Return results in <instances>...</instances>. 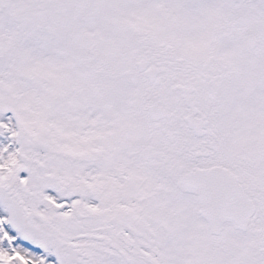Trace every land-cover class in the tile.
Instances as JSON below:
<instances>
[{"label": "snow or ice", "instance_id": "obj_1", "mask_svg": "<svg viewBox=\"0 0 264 264\" xmlns=\"http://www.w3.org/2000/svg\"><path fill=\"white\" fill-rule=\"evenodd\" d=\"M0 264H264V0H0Z\"/></svg>", "mask_w": 264, "mask_h": 264}]
</instances>
